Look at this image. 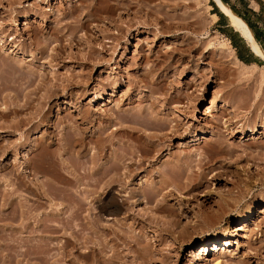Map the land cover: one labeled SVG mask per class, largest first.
<instances>
[{
  "label": "rangeland",
  "instance_id": "374dc122",
  "mask_svg": "<svg viewBox=\"0 0 264 264\" xmlns=\"http://www.w3.org/2000/svg\"><path fill=\"white\" fill-rule=\"evenodd\" d=\"M230 1L264 40V0ZM213 6L222 17L213 13ZM69 10L86 25L69 30L64 25L69 18H62ZM232 12L234 15L217 0H0V68L10 71L21 65L28 66L39 74H47V80L55 75L74 74L81 84L90 78L89 90L84 95H80L81 88L73 89L76 97L72 98V105L64 103L70 100L64 95L46 100L33 95L32 104H26L24 97L13 100L6 92L0 95V229L3 231H0V264H8L9 248L6 247L10 246L7 193L11 185V164L16 161L20 167L17 166V173H23L25 162L20 155L29 148L30 156L37 160L39 153L34 151L33 144L47 129L41 124L26 131L29 126H24L19 132L27 136L13 151L8 145L20 134L16 135L10 127L42 109L51 121L63 122L47 129L55 132V148H59L58 138H63V133L70 130L68 125L75 121L87 129L86 148L91 150L101 142L90 137L106 122L98 120L91 127L79 116L83 113H93V118L111 115L114 121L108 124L103 135L110 146L104 161H109L125 147L150 148V141L142 136L161 133L150 128L137 137L120 128L116 131L121 121L124 128L131 126L127 121L124 123L125 115L148 107L150 101L157 103L159 117H180L183 127L166 141L149 175L144 172L133 181L127 180L126 191H119L120 186L115 185L113 192L122 205L117 218L108 220L100 210L110 189L93 203L85 199V209L94 208L103 217L104 225L118 229L121 223H132V218H125L131 205L137 219H143L144 223L141 222L147 227L142 232L139 225L134 231L141 239L136 253L124 249L121 254L139 263L264 264V57L252 49L243 35L241 23L247 22ZM43 51L47 53L42 55ZM54 52H59L61 57H50ZM88 52L94 59H83ZM238 54L247 61L240 60ZM170 97L173 102L168 103ZM221 114L225 118L221 119L217 135L211 124ZM226 119L231 120V128L224 125ZM166 163L170 169L165 177H169L166 180L172 186L163 191L171 194L157 198L165 199L162 209L155 208L157 201L147 203L145 195L146 200L142 196L141 202H137L138 197L127 200L131 188L146 189L154 180L159 183L158 169ZM190 176L192 180L188 181ZM32 178L28 175L22 182L31 183ZM189 182L187 192L185 187ZM29 183L21 185L23 191L20 188L18 191L27 198V204L35 203L33 207L38 208L43 205L39 211L33 210L30 219L34 217L35 221L33 214L43 215L59 205L58 199L54 206L52 197L45 196L42 201L35 197ZM89 210L85 211L86 215ZM148 215L152 217L151 222L145 219ZM241 217L242 221H238ZM213 236H229L232 244L229 247L222 246L224 241L217 245L203 244ZM67 237L60 236L55 241L61 240L63 245ZM87 250L80 251L85 254Z\"/></svg>",
  "mask_w": 264,
  "mask_h": 264
},
{
  "label": "bare ground",
  "instance_id": "6f19581e",
  "mask_svg": "<svg viewBox=\"0 0 264 264\" xmlns=\"http://www.w3.org/2000/svg\"><path fill=\"white\" fill-rule=\"evenodd\" d=\"M217 2L220 5L224 6L229 14L234 15L231 7L226 2H224L223 0H217ZM85 15L88 16L90 15V13L87 11ZM64 17L69 18L68 22L64 24L69 28V30L73 28L75 29L77 27L82 28L86 25V22L83 21L82 23L81 19H78V17H74L73 11L71 10H69L68 12H64L62 18ZM216 17L217 15L215 14V18ZM241 28L245 39L249 42L252 49L264 57L263 48L255 38L252 29L244 22L241 23ZM49 39L50 38H47V40ZM89 52L88 55L83 59H94L93 54ZM45 53L47 52L43 51L42 55ZM50 55V57H52L53 59L61 57L59 52H54ZM45 76L44 74H39V71H36L28 66L26 67L21 65L20 67H16L10 71L4 67H1L0 95L6 92V95H11L13 100H19L21 97H24V102L26 104H32L31 102L34 100L33 95L45 100L55 98L59 95H64L70 97V100L66 99L64 103L72 105L71 100L73 97H76L74 88H81V96L87 93L89 90L88 81H90V78L84 84H81L80 82H77L75 80L74 74H70L65 77L55 75V77L51 78L50 80H47ZM6 90H8L9 92L7 93ZM42 91H44V93L39 94V92ZM171 101L172 97L168 98L167 102L171 103ZM144 108L137 109L136 112L129 111L130 113L125 115L126 118L124 120V123L125 121H127V123L129 122L128 124L131 126H127L126 128H124L125 126L122 123L123 121H121L120 127H117L116 131L121 129L132 135L136 134L138 135L137 137L142 136V133L144 134L150 128H153V130H158L161 133L159 132L160 134H155L151 132L145 133L144 136H142L150 141V148L146 147L144 149H141L143 146L139 148L135 145L129 146L127 147V149L125 147L123 152H118L119 154L115 156V159V154L113 155L114 160L111 159L109 161H104V158L108 155V149L110 148V146L107 144V137H104L103 140V135L108 128V124H111L114 121L111 115L107 116V114H100L99 117L93 118V113L87 115L86 113H83L81 116H79L80 119L88 122L91 127L94 126L96 121L106 122V124L103 123L104 125H99L98 130H95L94 135L90 137L92 138V140L95 138V142H101H99L100 144L97 143L99 147H95V149L91 150L86 148V140L88 137L87 129L79 126L78 124L76 125L75 121L74 123L68 125L70 128L69 131L67 129L68 127H65L68 133H63V135L65 134L64 136L62 135L63 138H58V141L60 142L57 143L59 144V146L57 147L59 148H55V132L48 131L47 129L55 127V125H57L56 127H58V124L63 122H60L59 120V123L57 121H51V119H48L46 114L43 113L42 109H37L38 111L32 114L31 117L22 119L17 124L10 127L11 129H13L12 131L16 132V135L20 134L17 139L12 140L10 142V145H8L9 149L16 151L22 145V139L26 138L27 136L22 131L19 132L23 129L24 126H29L26 131H28L33 126L36 127L41 124H43V126H47V129H45L43 132V137L40 139L38 138L33 144L36 148L34 151L37 150L39 153V156H35H38L39 158L37 157V160L33 159L31 157L32 155L30 156L31 149H25L20 155L24 157L23 159L25 162H23L24 164H20H23L21 171L33 176V181H31L32 185L28 181L26 183L30 184L29 188L33 190V193L36 194L35 197L38 196L41 201L42 199L44 200L45 196H49L50 198L52 197V201L53 199H58L57 201L59 206H57L62 207H57V209L56 207H53L50 212L47 211L46 213H43V215H41V213L40 215H38L37 213L33 214L36 215L34 219L35 221H33L34 217L30 219L32 216V212H34L33 210L36 208L38 210L43 205H41V207L39 205L38 208V206L33 207L35 203L33 205H29L26 203L27 198H25V196L22 195L19 191H23L22 188L24 186L21 185L26 184L23 182L28 175L26 176V174H23L21 172L20 174H18L17 168L19 167V164L17 165L16 161L12 162V166L10 167L11 182L8 181L9 183H11V187L9 186V193H7L9 195L8 205L10 206L8 219L9 228L11 230L8 236L9 241H7L10 246L5 245L6 243L4 244L5 246H9L6 247L9 248V252H7L9 253L8 264H143L137 262L135 258L129 259L128 255H125V258V256L121 254L124 249H127L129 252H135L138 250L137 246L140 244L141 239L139 234H134V231L139 225L142 232L147 227L142 224V222L144 223L143 219H137V214L134 212V209L131 207V205H128L125 218H132V223H121V227L116 229L114 227L104 225L103 217L94 212V208L92 205L91 208H93V210H89L87 208L85 209V206H87L85 204V199H90L91 202H94L98 197L102 196L101 194H103L105 190L110 189L111 191H109V196H107L108 198L104 203L102 202L100 210H102L103 213L108 216V220L114 219V217L117 218V214L122 209V205L120 204L116 193L113 192V188L115 187V185L120 186L119 191H126L128 188V186L126 185L128 184L127 180L133 181V179L137 178V176L143 174L144 172L149 175L152 166H154L152 163L155 162L157 157L161 156V151L165 148L166 141L170 139V137H173L183 127L179 120L181 119L180 117H159L160 112L157 110V103L155 101H150L149 106H145ZM207 110V112H209L211 109H209L208 107ZM224 118L225 115L221 114V117L217 119V122H213L211 124L213 129L217 130H215L217 135L218 133L220 134V126L222 125L221 119ZM225 124L228 125L229 128L232 127L230 119H226L224 125ZM129 128L131 130H129ZM165 130L169 132H164ZM166 165H164V167H162L160 170L158 169V172L161 176L159 183L154 180L151 181V184H149L150 186L148 185L146 189L141 188L136 190L131 188L129 191V195L127 196V200L130 201V199L138 197L136 199L137 202H141V197L143 196L144 198L145 195V197L147 198V203L151 201H157L155 204V208L160 209L163 205L162 201H164L165 199L157 198L159 196L165 198L166 196L171 194V192H163L165 189H169L172 186L170 185V182L166 180L169 179V177H165L167 176L166 171L168 172V170L170 169V164L167 166ZM174 168L176 167L174 166ZM63 172H65L66 174L68 173L70 176H66ZM190 178L191 176L189 177L188 181H190ZM17 180H20L21 182L23 181V184H21L20 181L17 182ZM199 183L201 182L199 181ZM189 184L190 182L187 183L186 187L184 186L185 189H187V192L189 191L187 187L191 186V184ZM73 185L76 187V189ZM82 185H86V187H83ZM199 185H202V183ZM173 187L175 188L174 185ZM74 198L76 199L74 200ZM207 199H211V196H207ZM56 200L53 202L54 206ZM144 200L146 199L144 198ZM38 204H41V202H38ZM87 210H89L88 215H86L87 213H85V211L87 212ZM144 216L145 215H143V217ZM85 219H87L86 222H84ZM145 219L149 220L150 222L152 221V217L150 215L146 216ZM242 219L243 218L241 217L238 221H242ZM32 221L33 226L36 222V227L34 228L32 226L33 229L31 228L32 223H30ZM76 221H78V223H76ZM0 231H2V229H0ZM32 232L35 234L31 235L30 233ZM64 235H69L65 244H63L65 241H63L62 243L63 245H60V243L62 242L61 240L58 241L59 243L55 241L60 236ZM221 238H223L224 240L220 241ZM207 240L203 243L206 246L209 242L217 245V243L224 241V245L222 246L226 247H229L232 244L229 236H213L208 238ZM68 246H72V248L69 249ZM81 248H86V250H88L85 252V254H82L80 251ZM216 264L220 263L217 262Z\"/></svg>",
  "mask_w": 264,
  "mask_h": 264
},
{
  "label": "trees",
  "instance_id": "16d2710c",
  "mask_svg": "<svg viewBox=\"0 0 264 264\" xmlns=\"http://www.w3.org/2000/svg\"><path fill=\"white\" fill-rule=\"evenodd\" d=\"M224 2H226L230 7H231V9L232 10H234L239 16H241L246 22H247V24L250 26V28L252 29V31H253V34H254V36H255V38L258 40V42L261 44V46L263 47V49H264V40L260 37V35H259V33L257 32V30L255 29V27H254V25L245 17V16H243V15H241L239 12H238V10H236V8H235V6L231 3V1L230 0H223ZM237 1H239V0H237ZM213 4V3H212ZM216 6L219 8V6L216 4ZM216 6H213V13H216L219 17H222V13L217 9V7ZM230 40H231V44H232V46H234V48H236V45H235V43H234V41H233V38H231L230 37ZM238 58L240 59V60H242V61H247V60H245L242 56H240L239 54H238Z\"/></svg>",
  "mask_w": 264,
  "mask_h": 264
}]
</instances>
